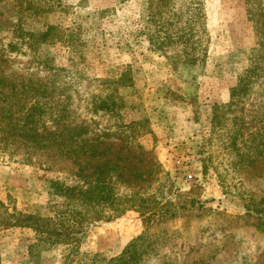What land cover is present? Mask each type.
<instances>
[{"label":"rangeland","instance_id":"obj_1","mask_svg":"<svg viewBox=\"0 0 264 264\" xmlns=\"http://www.w3.org/2000/svg\"><path fill=\"white\" fill-rule=\"evenodd\" d=\"M178 7L153 11L150 0H0V91L8 94L0 93V102L12 105L0 117L4 218L10 210L52 216L63 201L50 193V183L64 174L48 168L45 151L11 135L10 120L23 122L36 95V112L43 110L52 129L59 113L110 122L118 115L126 121L149 117L152 132L139 144L154 165L135 191L195 200L165 221L145 223L129 210L89 223L82 253L115 258L148 232L159 241L144 264H264V220L255 217L264 214V77L235 92L231 111L223 106L258 45L246 0L204 1L207 56L197 64L187 62L182 44H165L159 22L175 18ZM49 26L46 35L55 41L33 45L28 31ZM68 29L66 41L56 39ZM46 57L60 76L46 68ZM122 75L131 76L132 86L116 82ZM114 90L125 112L94 111L95 101ZM18 228L3 235L2 264H61V246L31 261L27 243L34 233Z\"/></svg>","mask_w":264,"mask_h":264},{"label":"trees","instance_id":"obj_2","mask_svg":"<svg viewBox=\"0 0 264 264\" xmlns=\"http://www.w3.org/2000/svg\"><path fill=\"white\" fill-rule=\"evenodd\" d=\"M204 1L150 0L153 11L157 8L162 12L165 7L180 6L176 9L175 18L162 20L159 24L166 34L165 44L171 45L176 42L182 44L185 59L193 64L203 62L207 56V49L202 46V34H206ZM246 4L258 45L252 49L249 65L239 72L238 84L231 90V101L223 105L227 112L231 111L234 105L233 98L237 90H246L249 85L259 82L264 77V0H246ZM52 28L49 26L38 32L28 31L35 41L33 45L53 43L55 40L46 35ZM74 28H78L81 35V28ZM68 31L69 29L58 32L56 39L66 41ZM43 62L53 75H61L60 69L52 66L47 57ZM116 82H119L120 86L133 84L131 76L126 75L117 78ZM2 95L8 96L6 93ZM32 97L35 101L24 113L23 122L20 120L16 123L10 120L11 135L24 138L38 150L45 151L51 159L48 168H55L57 173L64 174V177L58 176L50 183V193L62 198L63 201L54 209L52 216L10 210L5 212L4 218L2 212L0 229L21 227L34 233L28 238L27 243L31 261H35L36 253L61 246L63 247L61 264H144V257L151 254L159 241V237L148 232L132 240L124 252L115 258L98 253L92 255L82 253L80 241L89 223L120 218L129 210L138 211L147 223L150 220L157 222L168 220L181 210L184 211L186 207L189 209V205H195L193 199L181 203L174 201L170 195L162 194L161 190L154 193L135 191V186L140 180L149 179L148 171L154 165L139 144L141 137L152 132L150 118L126 121L118 115L110 122L98 118L75 120L70 116L64 118L63 114L59 113L57 120L54 121L56 126L52 129L42 118L43 110L36 112L37 109H41L37 104V96ZM122 99L121 96L119 100L116 99L115 90L111 94L107 92L99 102L95 101L94 111H116L123 114L125 111L122 110ZM11 106L0 102L1 121L4 118L1 112L5 110L8 114L11 112L9 111ZM73 113L75 111H70V114ZM217 115L218 113L214 114L215 117ZM7 129L5 126L4 137ZM122 135L124 140L120 139ZM126 140L137 142L140 146L134 148L125 143ZM146 174L148 176H145ZM180 195L182 193H177V196ZM255 217L264 220L261 211Z\"/></svg>","mask_w":264,"mask_h":264},{"label":"crops","instance_id":"obj_3","mask_svg":"<svg viewBox=\"0 0 264 264\" xmlns=\"http://www.w3.org/2000/svg\"><path fill=\"white\" fill-rule=\"evenodd\" d=\"M10 229H14V230H18L19 231V229L20 228H18V227H10V228H8V229H4V230H1L0 231V250H1V248L3 247V246H5L2 242H3V235H5V232L6 233H10L9 231H10ZM12 233V232H11Z\"/></svg>","mask_w":264,"mask_h":264}]
</instances>
